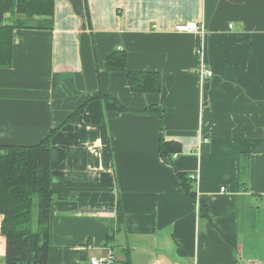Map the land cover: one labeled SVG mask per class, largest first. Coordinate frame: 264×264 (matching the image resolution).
Segmentation results:
<instances>
[{
  "label": "crops",
  "instance_id": "1",
  "mask_svg": "<svg viewBox=\"0 0 264 264\" xmlns=\"http://www.w3.org/2000/svg\"><path fill=\"white\" fill-rule=\"evenodd\" d=\"M129 71L160 90L134 92ZM54 129L48 264H264V0H55L0 67V146Z\"/></svg>",
  "mask_w": 264,
  "mask_h": 264
},
{
  "label": "trees",
  "instance_id": "2",
  "mask_svg": "<svg viewBox=\"0 0 264 264\" xmlns=\"http://www.w3.org/2000/svg\"><path fill=\"white\" fill-rule=\"evenodd\" d=\"M54 3L55 0H0V67L12 65L15 29L52 26ZM7 13L22 17L7 22ZM127 57V52L116 50L107 58L108 66L125 68ZM128 80L134 92H158L161 87V77L154 72L129 71ZM98 97L108 110L124 109L106 93L90 98ZM81 111L78 109L71 118ZM56 131L34 145L0 146V214L1 232L6 237V264H48L49 223L54 200L61 196L51 180L52 138ZM177 150L178 145L161 142L162 154Z\"/></svg>",
  "mask_w": 264,
  "mask_h": 264
},
{
  "label": "built area",
  "instance_id": "3",
  "mask_svg": "<svg viewBox=\"0 0 264 264\" xmlns=\"http://www.w3.org/2000/svg\"><path fill=\"white\" fill-rule=\"evenodd\" d=\"M177 29L180 31L198 32V31H202L204 29V26L198 24L197 22H190V23L178 25ZM202 73L204 76L207 77H210L213 74L212 70H205ZM222 191H225V188H222ZM87 264H122V263L118 262V260L115 258L113 254H110L108 256H103V257L92 256L89 258ZM150 264H158V263L153 262ZM246 264H260V263L258 261H251Z\"/></svg>",
  "mask_w": 264,
  "mask_h": 264
}]
</instances>
